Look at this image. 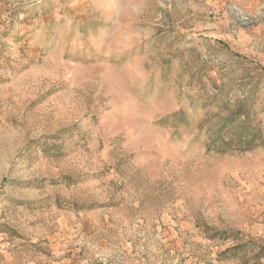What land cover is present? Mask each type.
<instances>
[{
    "label": "rangeland",
    "instance_id": "1",
    "mask_svg": "<svg viewBox=\"0 0 264 264\" xmlns=\"http://www.w3.org/2000/svg\"><path fill=\"white\" fill-rule=\"evenodd\" d=\"M0 264H264V0H0Z\"/></svg>",
    "mask_w": 264,
    "mask_h": 264
}]
</instances>
